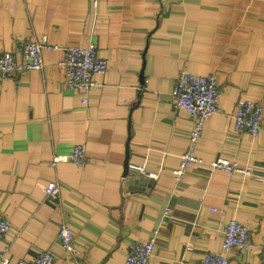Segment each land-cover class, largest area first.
Instances as JSON below:
<instances>
[{
    "label": "crops",
    "instance_id": "0c3cea01",
    "mask_svg": "<svg viewBox=\"0 0 264 264\" xmlns=\"http://www.w3.org/2000/svg\"><path fill=\"white\" fill-rule=\"evenodd\" d=\"M43 40L58 48L44 49L42 70L0 79L7 258L50 250L54 264H74L58 237L66 222L85 264H126L131 244L153 237L151 264H200L224 252L236 218L252 246L229 264H264V125L258 137L234 130L240 101L264 107V0H0V54ZM91 44L109 67L84 104L65 88L61 62L66 48ZM183 71L214 74L221 91L197 155L252 166L247 178L198 165L176 180L192 127L172 96ZM78 145L87 164L50 165ZM128 163L148 176H126ZM52 181L58 198L45 192Z\"/></svg>",
    "mask_w": 264,
    "mask_h": 264
},
{
    "label": "built area",
    "instance_id": "2783aa9c",
    "mask_svg": "<svg viewBox=\"0 0 264 264\" xmlns=\"http://www.w3.org/2000/svg\"><path fill=\"white\" fill-rule=\"evenodd\" d=\"M57 46H51L43 41H31L23 44L18 51H7L0 54V79L25 72L42 70L44 67V49L54 50ZM65 68V88L75 91L82 97V102L88 104L91 92L100 86L96 76L104 75L108 71V60L97 53L94 44L88 47H68L65 49V58L61 62ZM175 106L185 110L191 119L189 146L181 157L178 168L173 171L176 180L181 181L193 166L208 165L213 171H221L228 175L247 178L252 174L253 167L241 165L232 160L218 158L212 162L206 161L197 155V147L205 129L208 118L220 111L219 103L221 91L217 77L214 74L199 75L193 72L183 71L175 81L172 92ZM264 125V107L259 101L243 100L237 105L235 113L234 130L239 133H248L258 137ZM89 161L87 147L78 145L67 156L55 155L50 165L56 167L60 163L71 162L85 165ZM128 174L148 176L147 171L141 165L128 163ZM128 176V175H127ZM45 192L50 198H58L60 184L52 181L45 187ZM213 211L220 209L212 208ZM169 210L165 211L168 214ZM11 229V224L0 218V264H54V256L50 250L42 251L33 260H10L7 258L8 249L1 250L4 237ZM59 241L63 251L73 259L74 264H85L76 258V241L72 229L66 222L59 226ZM252 246L249 227L234 218L224 229V252H206L200 264H229L231 252H243ZM155 251V237L147 242H135L131 244L126 264H151ZM75 258V260H74Z\"/></svg>",
    "mask_w": 264,
    "mask_h": 264
},
{
    "label": "water",
    "instance_id": "95a60500",
    "mask_svg": "<svg viewBox=\"0 0 264 264\" xmlns=\"http://www.w3.org/2000/svg\"><path fill=\"white\" fill-rule=\"evenodd\" d=\"M128 166V165H127ZM126 166V167H127ZM126 176L128 175V170H127V168H126V174H125ZM143 182V180L140 182L139 180H136L135 181V183H138V184H141ZM145 183H147L146 181H144L143 183H142V185H144ZM151 184V183H150Z\"/></svg>",
    "mask_w": 264,
    "mask_h": 264
}]
</instances>
